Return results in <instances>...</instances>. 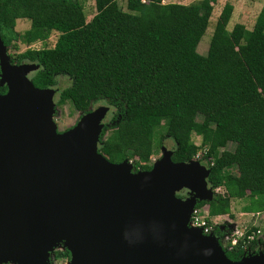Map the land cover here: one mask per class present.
Returning a JSON list of instances; mask_svg holds the SVG:
<instances>
[{"label": "trees", "instance_id": "16d2710c", "mask_svg": "<svg viewBox=\"0 0 264 264\" xmlns=\"http://www.w3.org/2000/svg\"><path fill=\"white\" fill-rule=\"evenodd\" d=\"M165 1L127 0L125 11L118 0H94L96 14L87 21L86 0H0V31L14 51L18 40L28 46L22 58L39 66L36 87L67 80L59 106L69 102L81 116L98 104L110 107L99 143L109 162L149 171L166 140L174 143V162L201 154L209 186L224 192L198 207L207 204L212 218L233 217L232 203L241 202V212L263 215L253 229L264 235V5L252 29H230L234 6L226 2L202 55L218 0ZM22 19L30 28L19 34ZM53 33V47L33 48ZM242 244L226 250L231 261L243 257ZM253 247L264 251L261 240ZM54 258L69 262L71 254L56 250Z\"/></svg>", "mask_w": 264, "mask_h": 264}, {"label": "water", "instance_id": "95a60500", "mask_svg": "<svg viewBox=\"0 0 264 264\" xmlns=\"http://www.w3.org/2000/svg\"><path fill=\"white\" fill-rule=\"evenodd\" d=\"M0 50V264H49L61 244L68 264H264L262 251L231 261L217 236L189 226L216 196L210 168L174 162L165 146L149 171L109 162L99 143L110 107L60 133L57 91L29 77L39 66H12L1 36Z\"/></svg>", "mask_w": 264, "mask_h": 264}, {"label": "rangeland", "instance_id": "374dc122", "mask_svg": "<svg viewBox=\"0 0 264 264\" xmlns=\"http://www.w3.org/2000/svg\"><path fill=\"white\" fill-rule=\"evenodd\" d=\"M196 1L199 0H166L165 3H175V4H182V5H189L191 3H194ZM220 2H218V4L215 6L214 12H213V17L211 19L210 22V26L205 34V36L203 37L199 47H198V51L200 54L202 55H206L208 52V48H209V44L212 38V34L215 28V24L216 21L218 19V13L220 11H222L223 9V2H231L234 5V12H233V17L229 23V28H233L235 26V24L237 23H243L248 29H252L256 19L264 5V0H219ZM120 7L123 10H127V0H118ZM222 7V8H221ZM221 9V10H220ZM220 10V11H219ZM85 14L87 16V21H90L94 15L96 14V6H95V2L94 0H86V4H85ZM30 28V22L27 19H22V20H18L17 25H16V31L19 34H23L25 31H27ZM58 38V33H53L51 35V37L48 39V41L46 43H36V48L37 50H39L42 47H53L55 45V42L57 41ZM17 44L19 45V51H25L28 49V46L24 45L23 43L17 42ZM34 45V46H35ZM68 86V82L65 79L62 84H58V90L57 93L55 95V102H56V114L54 116V120L56 121L57 125H58V130L60 131H65L66 129L76 125V123L78 122V120L81 117V114L76 111L73 106L71 105V103L67 102L64 105L61 106H57L60 97H59V92L66 88ZM99 105V104H98ZM96 107V106H95ZM111 116L112 113H110L109 117L107 118L106 122L109 123L111 120ZM196 144H200V139L196 138L195 140ZM172 146H174V143H172V141L170 140H166L165 141V147H167V149L171 150L173 149ZM234 143L230 142L228 143V145L226 146L227 150L232 151L234 149ZM225 149H222L221 151H223ZM131 163H133V161H130ZM134 164V163H133ZM219 192H224L222 189L219 190ZM232 208L234 209V217L236 218L235 222L242 226L241 221V216L239 215L242 205L240 204V202L238 201H234L232 203ZM233 214V213H232ZM232 220V218L230 217V215H226L225 217L222 216L221 219H218V222H222L224 220ZM253 221H257L258 223H260V220H255L253 219ZM234 222V221H233ZM243 225H247L244 224L245 222H242ZM56 250H63V244L59 245L58 247H56ZM54 251V253H55ZM54 253L50 255L49 258V264H68V260L67 259H55L54 258Z\"/></svg>", "mask_w": 264, "mask_h": 264}, {"label": "built area", "instance_id": "2783aa9c", "mask_svg": "<svg viewBox=\"0 0 264 264\" xmlns=\"http://www.w3.org/2000/svg\"><path fill=\"white\" fill-rule=\"evenodd\" d=\"M201 154H198L195 158L196 161L200 162ZM157 159H153L152 163L154 164ZM201 163V162H200ZM213 164V163H211ZM219 191V190H217ZM219 217L218 219H221ZM263 215L258 213L255 215V220H261ZM218 219H213L209 213V206L205 205L203 207H196L189 226L191 228H199L202 230L205 235H216L220 240L222 247L226 250H233L236 248L240 241L243 240L242 248H243V257H247L249 255H255L256 250L252 248L254 242H259V240H263L264 236L260 229L251 230L248 225H238L236 222L232 220H224L222 222H218ZM257 223V221H255ZM229 225L230 229L228 231L215 233V226H225Z\"/></svg>", "mask_w": 264, "mask_h": 264}, {"label": "flooded vegetation", "instance_id": "af4514ba", "mask_svg": "<svg viewBox=\"0 0 264 264\" xmlns=\"http://www.w3.org/2000/svg\"><path fill=\"white\" fill-rule=\"evenodd\" d=\"M0 36H1V39H2V42H3V45L5 47V52L4 54L7 56L8 58V61L10 62V64L12 66H21V65H25V64H36V63H33V62H30L29 60H26L24 58H22V55L23 53L26 51H19V49L17 51H14V45H15V42L13 39H9L7 38V35H3L2 32L0 31ZM8 42V44H7ZM18 42V41H17ZM16 42V43H17ZM21 58V59H20ZM37 73V71H34V72H31L29 74V77L32 78L34 77V75ZM2 67H1V50H0V95H5L7 92H8V86L6 83H3L2 82ZM65 80L64 77L62 78H59V84H62V82ZM33 81V80H32ZM49 88H54L56 91L58 90V87H49ZM56 98V97H55ZM103 104H99L97 105L96 107L94 108H97L99 106H101ZM58 106V104H57ZM110 114H108L109 116ZM108 116L106 117V120L108 118ZM106 125H109V123H106ZM71 128V127H70ZM67 131V129L65 130ZM60 133L64 132V131H60ZM165 143V142H164ZM173 150V149H171ZM161 157V155H160ZM159 157V158H160ZM179 197L181 198H186L187 197V192H181L179 193ZM7 264H11V263H7Z\"/></svg>", "mask_w": 264, "mask_h": 264}, {"label": "clouds", "instance_id": "9594fccd", "mask_svg": "<svg viewBox=\"0 0 264 264\" xmlns=\"http://www.w3.org/2000/svg\"><path fill=\"white\" fill-rule=\"evenodd\" d=\"M38 43H42V42H38ZM36 44V43H35ZM34 44V45H35ZM33 45V48H36V45L34 46ZM37 49V48H36ZM93 109H95V108H93ZM158 160V159H157ZM205 165V164H204ZM206 166V165H205ZM217 190H220V189H215V190H213V192L215 193V195L216 194H220L221 192H219V191H217ZM207 205V204H206ZM196 207H198V205L196 206ZM209 213H210V208H209ZM253 215V219H255V215L256 214H252ZM222 216H226V215H221V216H216V217H213V219H218L219 217H222ZM231 217V216H230ZM232 218V221H234L235 222V219H234V217H231ZM262 220V219H261ZM260 220V221H261ZM261 223V222H260ZM260 223H256L255 221H252L250 224H248V226L250 227V229L251 230H254L255 231V229H253L254 227H256V226H258ZM241 224V223H240ZM243 225V224H242ZM219 228H220V232H224V231H228L229 229H230V227H229V225H225V226H218ZM256 230H258V229H256ZM261 230V229H260ZM219 232V233H220ZM261 232H262V230H261ZM262 235H263V232H262ZM216 236V235H215ZM264 236V235H263ZM218 238V237H217ZM262 241V243H264L263 242V240H261ZM258 242V241H257ZM259 243V242H258ZM255 250H256V252H255V254H258L260 251H262V252H264L262 249H259V248H261V247H259V248H257V247H253ZM224 249V248H223ZM225 250V252H226V249H224Z\"/></svg>", "mask_w": 264, "mask_h": 264}, {"label": "crops", "instance_id": "0c3cea01", "mask_svg": "<svg viewBox=\"0 0 264 264\" xmlns=\"http://www.w3.org/2000/svg\"><path fill=\"white\" fill-rule=\"evenodd\" d=\"M218 2H220L219 0H218ZM218 2H217V4H218ZM223 4L225 5L226 3H224L223 2ZM234 6V5H233ZM224 7V6H223ZM222 8V7H221ZM215 9V8H214ZM221 10V9H220ZM219 10V11H220ZM223 10V9H222ZM221 12L222 11H220L219 13H218V16H220V14H221ZM240 204L241 205H243L241 202H240ZM232 215H233V217H234V209L232 208ZM239 215L241 216V219H242V221H241V224H243L242 222H245L244 224H250L252 221H253V215L252 214H249V213H243V212H241L240 211V213H239ZM234 219L236 220V218L234 217Z\"/></svg>", "mask_w": 264, "mask_h": 264}]
</instances>
